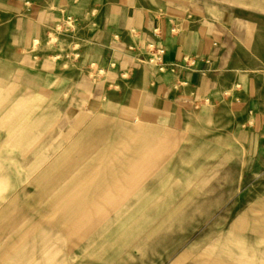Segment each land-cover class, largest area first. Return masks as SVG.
I'll return each mask as SVG.
<instances>
[{
  "label": "crops",
  "instance_id": "crops-1",
  "mask_svg": "<svg viewBox=\"0 0 264 264\" xmlns=\"http://www.w3.org/2000/svg\"><path fill=\"white\" fill-rule=\"evenodd\" d=\"M149 44L164 50L160 68L141 62ZM0 83L3 97L57 100L71 145L100 165L73 176L100 180L68 190L83 195L75 219L49 204L51 226H87L96 196L139 194L157 151L172 179L167 227L201 231L166 235V264L264 258V0H0Z\"/></svg>",
  "mask_w": 264,
  "mask_h": 264
},
{
  "label": "rangeland",
  "instance_id": "rangeland-1",
  "mask_svg": "<svg viewBox=\"0 0 264 264\" xmlns=\"http://www.w3.org/2000/svg\"><path fill=\"white\" fill-rule=\"evenodd\" d=\"M61 37L53 35L52 42L60 43L63 49L64 45L69 47L70 44ZM78 48L76 45L72 57L79 56ZM2 87L0 83V208L8 198L21 193L23 203L18 211L23 216L22 219L18 217L20 220L0 218V229L7 233L6 238L0 237V254H3L0 264L22 263L23 254H30L31 240L34 239L37 244L47 243L49 248L43 254L37 249L35 254L39 259L34 260L33 264H39L40 261L41 264L45 261L48 264H166V235L194 236L195 233H201L195 232L193 227H185V224L176 228L167 227L166 183L172 179L166 180L162 155L157 151L154 178L149 179L151 173L149 178L137 180L134 190L139 191V194L107 196L111 201L107 199L105 203L96 196V207L86 212L88 216L84 221H78L87 223V227L51 226L50 221L55 216L49 209V202H34L35 199L38 196L47 199L50 196L47 191L51 190V186H57L61 192L100 184L96 178H80L72 184L75 174H87L89 165H94L96 170L100 169V165L91 162L94 157H88V151L71 145L72 132L56 112L57 100L33 96L7 98L3 97ZM65 148L67 153L62 156L61 152ZM75 156L80 157L79 163L74 162ZM64 158L67 160L62 161ZM28 166H33L35 170L29 172L24 168ZM41 175L44 178L39 177ZM41 191L44 193H37ZM3 196L7 199H3ZM136 205L138 213L131 211ZM104 207L109 209L104 210ZM170 213L171 216L173 213ZM175 213L179 217V213ZM188 218L189 223L191 218ZM216 229L219 235L230 233L224 232L227 231L226 227ZM17 231L20 237L14 239L13 235ZM44 231L48 232L46 239L42 235ZM208 231L205 227L202 230L204 233ZM14 243L26 246L25 250L18 254L12 246ZM59 246L60 251L57 250ZM193 246V242L186 244V251L192 257L195 255ZM241 250L234 251L242 254ZM250 254L252 258L244 261L236 258V261L239 264H264V258H258L257 252L252 250ZM209 259L204 257L203 261L210 264ZM187 263L194 264V259Z\"/></svg>",
  "mask_w": 264,
  "mask_h": 264
},
{
  "label": "bare ground",
  "instance_id": "bare-ground-1",
  "mask_svg": "<svg viewBox=\"0 0 264 264\" xmlns=\"http://www.w3.org/2000/svg\"><path fill=\"white\" fill-rule=\"evenodd\" d=\"M2 75V74H1ZM2 112V111H0ZM67 153V148H65L62 152H61V155L62 156H65ZM66 158L62 159V161H65ZM67 160V159H66ZM26 170H29V172H33L35 170V168H33V166H28V167H24ZM40 177V176H39ZM6 180V177L4 178ZM75 179H73L72 184H75ZM67 186V185H66ZM66 190V189H65ZM39 193V192H37ZM50 194V192H48ZM60 195L58 196H48V199H47V202H49V204L51 205H54L53 208H55V205H58V207H63L65 210H62L60 212V221H64V222H68L67 219L69 220H73L75 219V216L76 214H72V210H70L72 207L74 209V207H76L78 205L79 202L82 201L83 199V195L81 194H77L75 192L73 193H69L68 190L66 191H61L59 192ZM5 197V196H3ZM2 198V197H1ZM3 199H7V197L3 198ZM40 201L41 202H45L42 200V196H38V199H35L34 202L36 201ZM45 200V199H44ZM23 203V198H22V194L21 193H18L12 197H10V199L8 198L6 204H4L1 208H0V218L2 219H12V220H20L22 219L21 217L23 216V213L21 214V212L18 211L19 209V206ZM66 206L68 207V210L66 209ZM72 215H71V214ZM41 216H44V214H41ZM20 219H19V218ZM78 224V223H77ZM82 227H87L86 225H81ZM48 232L44 231L42 233L43 238L46 239V236H47ZM6 235L7 233L4 231L3 232V229L1 228L0 229V237H4L6 238ZM18 237H20V232L17 231L14 235H13V238L14 239H17ZM10 240V239H9ZM34 240H31V246H32V250L30 252V254L28 255L27 253L23 254V262L20 263V261L18 262H13V264H33L34 262V258H35V253H36V250L38 249L41 254L45 253V251L49 248L47 243H41V244H37L34 242ZM35 243L34 245H32V243ZM15 249V252H17L18 254H20V251L21 250H25L26 246H20V244H13L12 245ZM0 249H1V246H0ZM57 250L60 251L61 250V247H57ZM3 254H0V257H2ZM38 264V263H37ZM39 264H41L39 262ZM44 264H48L47 261L44 262Z\"/></svg>",
  "mask_w": 264,
  "mask_h": 264
},
{
  "label": "built area",
  "instance_id": "built-area-1",
  "mask_svg": "<svg viewBox=\"0 0 264 264\" xmlns=\"http://www.w3.org/2000/svg\"><path fill=\"white\" fill-rule=\"evenodd\" d=\"M73 20L71 17H67L64 21V24H58L56 30L60 33L66 34L69 29L72 27ZM149 56L142 60L141 62H146L151 66H155L160 68L162 64V56L164 54V50L162 48H156L154 45H148Z\"/></svg>",
  "mask_w": 264,
  "mask_h": 264
}]
</instances>
